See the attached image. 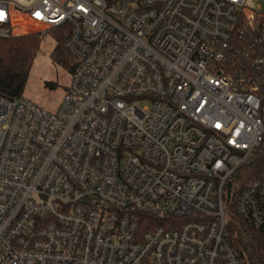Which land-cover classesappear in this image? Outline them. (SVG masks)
<instances>
[{
    "label": "built area",
    "instance_id": "2783aa9c",
    "mask_svg": "<svg viewBox=\"0 0 264 264\" xmlns=\"http://www.w3.org/2000/svg\"><path fill=\"white\" fill-rule=\"evenodd\" d=\"M31 33L70 79L55 109L0 97V264H246L226 203L264 143L261 6L0 0V37ZM235 208L264 244V171Z\"/></svg>",
    "mask_w": 264,
    "mask_h": 264
},
{
    "label": "trees",
    "instance_id": "16d2710c",
    "mask_svg": "<svg viewBox=\"0 0 264 264\" xmlns=\"http://www.w3.org/2000/svg\"><path fill=\"white\" fill-rule=\"evenodd\" d=\"M264 18V11H263ZM42 40L37 33L13 37H0V97L14 100L24 96L35 59ZM59 51V49L57 50ZM262 95V117L264 120V89ZM264 171V143L256 150L254 159L239 169L234 177V190L226 203L229 217L228 233L231 244L246 264H264V244L261 234L236 212L237 193L252 179ZM154 226L166 225L165 220H150Z\"/></svg>",
    "mask_w": 264,
    "mask_h": 264
},
{
    "label": "rangeland",
    "instance_id": "374dc122",
    "mask_svg": "<svg viewBox=\"0 0 264 264\" xmlns=\"http://www.w3.org/2000/svg\"><path fill=\"white\" fill-rule=\"evenodd\" d=\"M249 2L252 5L256 4L257 7L261 6V10L264 11V0H249ZM57 49V42L52 36L46 37L41 42L40 50L24 93L27 98L49 109H55L58 106L63 96L64 87L70 79L69 73L57 62L58 57L55 54ZM46 81L55 83L56 89L51 90L48 88L45 84ZM140 103L142 105L146 104L144 101ZM227 213L229 217H232L230 210H227Z\"/></svg>",
    "mask_w": 264,
    "mask_h": 264
},
{
    "label": "water",
    "instance_id": "95a60500",
    "mask_svg": "<svg viewBox=\"0 0 264 264\" xmlns=\"http://www.w3.org/2000/svg\"><path fill=\"white\" fill-rule=\"evenodd\" d=\"M46 85L50 88V89H54V87H52V83L51 82H46ZM231 189H232V183L230 182L228 184V194H227V197H228V200L230 199L231 197Z\"/></svg>",
    "mask_w": 264,
    "mask_h": 264
},
{
    "label": "bare ground",
    "instance_id": "6f19581e",
    "mask_svg": "<svg viewBox=\"0 0 264 264\" xmlns=\"http://www.w3.org/2000/svg\"><path fill=\"white\" fill-rule=\"evenodd\" d=\"M51 83H52V87H55L54 84H53V82H51Z\"/></svg>",
    "mask_w": 264,
    "mask_h": 264
}]
</instances>
